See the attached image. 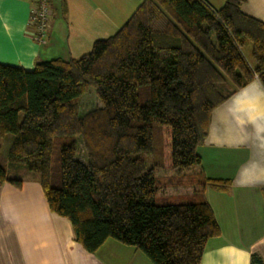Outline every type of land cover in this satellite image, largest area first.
<instances>
[{"label": "trees", "instance_id": "16d2710c", "mask_svg": "<svg viewBox=\"0 0 264 264\" xmlns=\"http://www.w3.org/2000/svg\"><path fill=\"white\" fill-rule=\"evenodd\" d=\"M223 1L144 0L78 59L0 65V139L13 136L0 185L21 188L8 165H25L90 254L115 240L152 264H201L221 235L204 192L232 181L190 171L214 111L255 79L264 88V23L243 13L246 0ZM92 89L100 106L82 112Z\"/></svg>", "mask_w": 264, "mask_h": 264}, {"label": "crops", "instance_id": "0c3cea01", "mask_svg": "<svg viewBox=\"0 0 264 264\" xmlns=\"http://www.w3.org/2000/svg\"><path fill=\"white\" fill-rule=\"evenodd\" d=\"M204 1L216 10L224 6L223 0ZM49 2L40 40L30 27L36 0H0V65L32 72L38 62L78 59L114 36L144 0ZM242 11L264 23V0H246ZM198 155L201 165L191 173L232 181L227 192H204L221 235L207 243L201 264H251L254 255L264 263V88L258 79L214 111ZM19 179L21 188L0 185V264H152L115 240L86 252L69 220L50 211L40 183L31 175Z\"/></svg>", "mask_w": 264, "mask_h": 264}, {"label": "rangeland", "instance_id": "374dc122", "mask_svg": "<svg viewBox=\"0 0 264 264\" xmlns=\"http://www.w3.org/2000/svg\"><path fill=\"white\" fill-rule=\"evenodd\" d=\"M111 36H108L107 38H110ZM251 53H252V46L248 45L245 48V54L250 61H251ZM94 94H95V90L92 89L91 92L85 97V100L82 103V112L90 111L93 108L100 106ZM12 140H13L12 135H7L3 139H0V156L4 157V159L8 156ZM82 156L83 154L81 152L78 158L82 159L83 158ZM8 172L11 178H16V179L30 175L25 165H17V166L8 165ZM157 175L162 179H165V177L169 176L167 172H163L161 170L157 172Z\"/></svg>", "mask_w": 264, "mask_h": 264}, {"label": "built area", "instance_id": "2783aa9c", "mask_svg": "<svg viewBox=\"0 0 264 264\" xmlns=\"http://www.w3.org/2000/svg\"><path fill=\"white\" fill-rule=\"evenodd\" d=\"M51 16L49 0H36L35 7L31 12L30 26L39 34V39L45 37V29Z\"/></svg>", "mask_w": 264, "mask_h": 264}]
</instances>
